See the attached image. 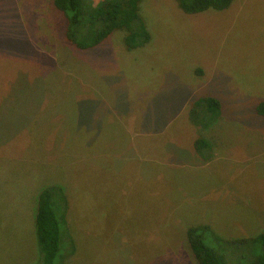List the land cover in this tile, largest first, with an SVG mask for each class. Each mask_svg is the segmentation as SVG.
Wrapping results in <instances>:
<instances>
[{
  "label": "rangeland",
  "instance_id": "374dc122",
  "mask_svg": "<svg viewBox=\"0 0 264 264\" xmlns=\"http://www.w3.org/2000/svg\"><path fill=\"white\" fill-rule=\"evenodd\" d=\"M141 15L144 46L114 31L80 50L51 0H0V264H39L36 197L54 183L77 240L63 264H196L188 227L263 230L264 0L196 14L144 0ZM203 95L221 111L201 130L187 112Z\"/></svg>",
  "mask_w": 264,
  "mask_h": 264
},
{
  "label": "trees",
  "instance_id": "16d2710c",
  "mask_svg": "<svg viewBox=\"0 0 264 264\" xmlns=\"http://www.w3.org/2000/svg\"><path fill=\"white\" fill-rule=\"evenodd\" d=\"M185 14L227 9L233 0H174ZM144 0H51L53 9L64 17L63 38L69 45L86 50L99 45L112 32L123 33L125 47L135 49L151 39L141 15ZM264 115V101L255 108ZM220 101L211 95L195 98L188 107V119L206 129L218 119ZM195 152L205 161L211 159L212 145L203 137L193 142ZM69 200L66 188L54 183L44 186L37 194L34 227L40 252L39 264H63L77 249V240L67 224ZM190 252L196 264H231L232 257L245 255L238 264H264V226L255 236L225 239L208 225L190 226L186 230ZM218 246L220 249L213 248ZM226 251H230L227 256ZM242 252V253H241ZM239 253L240 256H239Z\"/></svg>",
  "mask_w": 264,
  "mask_h": 264
}]
</instances>
